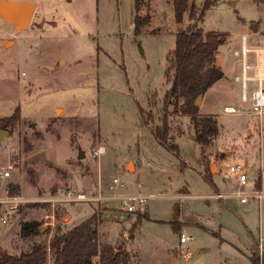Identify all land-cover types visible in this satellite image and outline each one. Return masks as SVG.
Returning a JSON list of instances; mask_svg holds the SVG:
<instances>
[{
    "label": "rangeland",
    "instance_id": "1",
    "mask_svg": "<svg viewBox=\"0 0 264 264\" xmlns=\"http://www.w3.org/2000/svg\"><path fill=\"white\" fill-rule=\"evenodd\" d=\"M13 1L36 9L23 31L0 17V123L8 130L14 124L0 145V172L13 166L9 178H0V198L13 185L30 203L10 214L8 224L0 222V250L18 255L48 244L57 227L66 233L96 213L99 243L128 254L129 264H252L260 236L264 250V200L218 199L205 176L212 178L224 159L228 166L241 163L248 177L243 193L259 191L260 178L264 193V117L251 116L250 105L238 101L210 108L216 115L207 116L217 119L220 132L206 149V169L190 119L165 104L167 57L189 14L177 24L172 0H142L140 14L151 22L136 33V0ZM193 1L198 8L204 2ZM202 27L227 35L217 53L227 68L244 35L249 46L264 49V0H220L205 11ZM226 104L239 114H224ZM165 122L179 155L153 134ZM100 147L105 153L97 157ZM115 177L125 187L111 191ZM99 188L155 197L136 213L117 199L59 206L54 229L22 237V224L42 225L50 213L37 198ZM182 235L191 240L182 244Z\"/></svg>",
    "mask_w": 264,
    "mask_h": 264
},
{
    "label": "trees",
    "instance_id": "2",
    "mask_svg": "<svg viewBox=\"0 0 264 264\" xmlns=\"http://www.w3.org/2000/svg\"><path fill=\"white\" fill-rule=\"evenodd\" d=\"M220 0H204L201 8H198L193 0H172L175 20L182 24L187 14L190 16L189 25L179 30L176 34L175 48L168 54L166 76L171 82V89L165 97L167 106H174V113L188 117L193 129V136L198 144L203 147V159L208 169L209 161L205 155L206 149L217 140L219 136V124L213 116L200 115V107L196 102L204 97L207 91L225 74L217 65V53L221 46L225 45L227 35L220 33H206L202 27L205 11L215 7ZM142 0H136L137 15L135 17V31L140 33L143 26L151 22V16L143 17L140 14ZM18 116L14 119L18 120ZM9 124L4 120L0 123V129L8 130ZM14 124L8 131L11 135ZM157 141L161 145H169L170 127L165 122L163 126L153 130ZM170 146V145H169ZM170 149L178 153L176 145ZM205 179L211 183L209 176ZM261 191V178L258 181ZM10 197H20L17 187L10 185L8 189ZM56 195V192L52 193ZM101 217L94 214L91 218L64 233L59 226L56 228L52 239L48 244L37 243L28 250L18 255L9 254L0 250V264H48L51 254L53 264H129V255L109 244L99 243L98 226ZM22 237L38 235L43 227L38 222L22 224ZM49 232V228L45 231ZM50 250V253H49ZM252 264H264V254L253 251Z\"/></svg>",
    "mask_w": 264,
    "mask_h": 264
},
{
    "label": "built area",
    "instance_id": "3",
    "mask_svg": "<svg viewBox=\"0 0 264 264\" xmlns=\"http://www.w3.org/2000/svg\"><path fill=\"white\" fill-rule=\"evenodd\" d=\"M233 55L235 58L241 60V76L235 77V81L240 82L243 88V101H249L251 106V114L253 116L262 119L264 117V71L262 76L259 74L260 64L264 63V50H261L256 47H251L248 45V37L244 35L241 38V48L234 50ZM255 59L252 62V59ZM256 82L257 87L252 91L251 95H247V88L249 82ZM224 114H239L236 108L234 107H225L223 109ZM105 153V148H98L94 154L97 157H101ZM13 166H8L6 169L0 172L1 179H7L11 176V169ZM227 172L231 178L237 181L238 191L232 195L217 194L218 198H227V197H237L240 199L241 203H248L250 200H257L261 205L264 200V193L262 191H255L252 194L243 193V190L248 184V177L246 175V168L243 164L237 163L227 167ZM125 187L124 182L119 178L115 177L112 180L110 190H116L118 188ZM155 196L153 195H121L116 196L113 194H105L101 188L95 194H86L78 192H67L64 195L57 196L52 195L49 197H39L35 201L38 204H43L44 206L49 207L50 213L45 216V221L42 224V227L54 229L56 226L57 216L56 211L57 207L73 204L77 202L92 203V202H101L106 200H120L121 205L128 213H136L139 211V208L145 206L151 199ZM30 203L29 200L22 197H10L7 194L6 198H0V222L3 224H8V216L12 213H15L16 210L24 204ZM191 240L190 237L182 235L180 237V242L186 244ZM263 238L260 236L258 249L263 255ZM49 247V243H48ZM50 253V250H49ZM48 264H53L51 259V254L48 257Z\"/></svg>",
    "mask_w": 264,
    "mask_h": 264
},
{
    "label": "crops",
    "instance_id": "4",
    "mask_svg": "<svg viewBox=\"0 0 264 264\" xmlns=\"http://www.w3.org/2000/svg\"><path fill=\"white\" fill-rule=\"evenodd\" d=\"M256 48H259V47H256ZM259 49L264 50L262 48H259ZM217 58H218L217 65H219L221 67L225 76L223 79L218 81L215 85H213L207 91V93L204 95V97L202 99L203 102H202V105L200 108V115H202V116L216 115V113H212L210 111V108H213L214 106H216L221 101H222V103L223 102L233 103L235 101H238V103L243 108H246L248 104L250 105L249 101H243V99H242L243 88H242L241 83L235 81V77L242 75L240 61L237 58H235L236 61H233V59L230 58V59H228V62L225 65L227 68H225L222 65V58L221 57H220V59H219V57H217ZM254 61H255V59L253 58L252 62H254ZM229 64H230V67L228 66ZM260 67L264 71V63L260 64ZM231 77H233V79ZM253 83H256V82L253 81V82L248 83V88H247V95L248 96L251 95L252 91L257 86V83H256V86L254 88L251 87V84H253ZM214 89H216V90L214 91ZM240 96H241V98H240ZM225 107H234L235 108V106H233L232 104L224 105L223 109ZM250 108H251V106H250ZM204 109H206V112L203 113ZM250 115L253 116L252 114H250ZM224 160L220 161L222 163H218L216 165L217 170L215 172H217V173L215 175H213L212 178H210L211 179L210 184L212 185L213 189H215L217 191L216 194L214 195L216 198H218L216 196L217 194L232 195L233 193H235L236 189L238 188L237 181L235 179L231 178V176L228 174V172H227L228 165L223 163ZM233 164H236V163H231V165H233ZM220 187L225 188L226 190H230L231 192L222 193L219 191ZM254 188H255V186H254ZM230 198H234V197L218 198V199L227 200ZM256 246L257 245H256V241H255L253 246H252L251 253H253V251H255Z\"/></svg>",
    "mask_w": 264,
    "mask_h": 264
},
{
    "label": "water",
    "instance_id": "5",
    "mask_svg": "<svg viewBox=\"0 0 264 264\" xmlns=\"http://www.w3.org/2000/svg\"><path fill=\"white\" fill-rule=\"evenodd\" d=\"M36 5L29 2L13 1V0H0V17L4 22L15 25L17 29L23 31L31 24L32 17L34 15ZM197 107H201L202 98H199L196 102ZM35 127V124H32ZM10 136L8 130L0 129V145L5 138ZM79 159L85 158V153L79 151ZM48 228H43L46 231Z\"/></svg>",
    "mask_w": 264,
    "mask_h": 264
}]
</instances>
